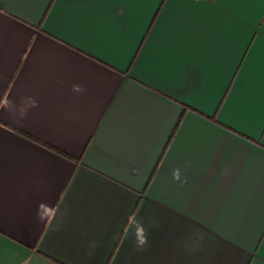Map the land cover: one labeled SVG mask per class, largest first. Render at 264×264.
<instances>
[{
    "label": "crops",
    "instance_id": "1",
    "mask_svg": "<svg viewBox=\"0 0 264 264\" xmlns=\"http://www.w3.org/2000/svg\"><path fill=\"white\" fill-rule=\"evenodd\" d=\"M0 264H264V0H0Z\"/></svg>",
    "mask_w": 264,
    "mask_h": 264
},
{
    "label": "built area",
    "instance_id": "2",
    "mask_svg": "<svg viewBox=\"0 0 264 264\" xmlns=\"http://www.w3.org/2000/svg\"><path fill=\"white\" fill-rule=\"evenodd\" d=\"M193 1H200V0H193Z\"/></svg>",
    "mask_w": 264,
    "mask_h": 264
}]
</instances>
